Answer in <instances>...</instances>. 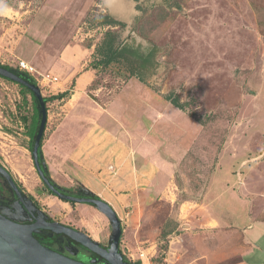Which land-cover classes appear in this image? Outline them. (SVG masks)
<instances>
[{"label":"rangeland","instance_id":"obj_1","mask_svg":"<svg viewBox=\"0 0 264 264\" xmlns=\"http://www.w3.org/2000/svg\"><path fill=\"white\" fill-rule=\"evenodd\" d=\"M110 1L117 12L103 0H0V64L19 68L23 61L43 97L67 93L45 104L41 149L50 177L66 190L111 202L128 258L144 252L153 264L242 261L237 250L249 245L240 227L251 203L260 211L264 206V0ZM105 13L122 25L101 24ZM107 32L120 48L118 60L105 64L96 47ZM67 57L73 63L65 68ZM135 65L147 72L145 83L130 75ZM168 92L181 109L165 100ZM124 98L127 127L119 116ZM31 113L19 86L0 78V166L42 219L108 245L113 231L105 214L44 187L29 150L28 122L21 119ZM165 157L169 165L162 164ZM158 180L160 194L151 186ZM230 190L243 199H231ZM0 200L6 202L1 213L22 217L12 196L0 194ZM207 201L218 210L228 202L236 206L244 217L238 230L218 221L201 227ZM170 215L180 227L164 236ZM255 225L245 232L256 243L245 261L264 264V223Z\"/></svg>","mask_w":264,"mask_h":264},{"label":"water","instance_id":"obj_2","mask_svg":"<svg viewBox=\"0 0 264 264\" xmlns=\"http://www.w3.org/2000/svg\"><path fill=\"white\" fill-rule=\"evenodd\" d=\"M103 1L111 9L110 12H117L110 0ZM118 11H120L119 8ZM0 75L25 85L33 92L40 105V119L33 139L31 155L35 169L45 186L60 199L93 204L107 216L113 226L112 245L110 248H106L93 240L86 232L59 221L36 217L34 220L20 222L0 212V264H88L40 243L33 235L36 230H48L63 234L98 255L108 264H128L122 260V256L117 250L122 229L120 220L112 206L100 197L74 196L60 191L40 168L37 152L46 122V109L38 85L28 82L22 76L1 65ZM0 172L6 176L12 189L17 191L16 183L2 166H0Z\"/></svg>","mask_w":264,"mask_h":264},{"label":"trees","instance_id":"obj_3","mask_svg":"<svg viewBox=\"0 0 264 264\" xmlns=\"http://www.w3.org/2000/svg\"><path fill=\"white\" fill-rule=\"evenodd\" d=\"M99 22L101 24H104V25H117V24L122 25L121 21H118L116 18H114L111 15H108L107 13H105V15L101 16V19H100ZM107 36L109 38L110 37L114 38V34L112 32H107L106 33V38H103L106 42L103 40V42L101 44L97 45V47H96L97 52L102 56L101 59H100V62L103 61L105 64L111 62L112 60H114V61L118 60L117 56L119 55V52L115 53L114 51H115V49L117 50V48H120L119 44L117 45V47H115L114 39H113V41H110V40H108L109 38H107ZM110 42H111V45H112V42H113V46L109 45ZM133 53H135V52H133ZM138 55L140 56V54H138ZM129 62H130V64H132L133 61L129 60ZM0 65L5 67V68H7L8 70H10V71H12L14 73H17L18 75L22 76L28 82L37 85L36 79L30 74V71L25 70V69H21L20 70L17 67L12 68V67H10L8 65H3V64H0ZM129 72H130V75L134 76L138 81H141L143 83L146 82L148 74L146 75L147 72L144 73L143 71H141L140 70V66L135 65L133 67V69H129ZM0 78L5 79L7 81H11V82L16 83L19 86V89H20L23 105H29L30 104L31 107H32V113H31L30 117H28L27 114H22L21 115V119L23 120V122L25 124H27V122H28L27 126H28V135H29V141H30L29 150H30V153H31L33 139H34L35 133L37 131V127H38L39 119H40V105H39L36 97L34 96L33 92L29 88H27L25 85H23L21 83H18V82H15V81H12V80H10V79H8L6 77H3L1 75H0ZM66 94H67L66 92H62V93H58L56 95H51V96H48V97H43L42 96V99H43L44 104H46L47 101H51V100H54V99H57V98L64 97ZM28 96L30 97V99H28ZM164 98L171 105H173V106H175L177 108H180V109L182 108V104L179 102L178 96L173 95L172 92L166 93L164 95ZM45 127H46V122H45V125H44L43 132L41 134L40 143H39V146H38V152H37L38 161H39L40 168L42 169L44 175L53 184H55L54 181L52 180V178L50 177L47 169H46V164H45V161H44L43 155H42L41 147H42V141H43V135H44ZM31 157H32V155H31ZM44 187L47 189V191L50 194H52V192H50L49 189L45 185H44ZM0 194L5 196V198H8L10 196H12V197L14 196V193L12 191V188H11L10 184L7 185L6 181L1 179V177H0ZM88 195L93 196V197H98L97 195H93V194H90V193ZM180 198H182V197H180ZM182 199H184V198H182ZM62 200L65 201V202H69L66 199H62ZM5 204H6L5 201L0 200V206H4ZM178 227H179L178 222L176 220H174V218L169 217L166 221L164 220V222L162 224L161 234H163L164 236H167L171 232L175 231ZM47 234H48V236H47ZM33 235L40 243H42L44 245H47V246H49V247H51V248H53V249H55V250H57L59 252H62V253L68 254V255H73L74 254V255H76L75 257L77 259H82V257L85 256L84 254L86 252V249L84 247L80 246L77 243L72 244L71 241L66 239L65 236L62 237L63 240H60L59 238H57V237H55L53 235H50L49 233H47L45 231H43V232L34 231ZM95 260H94V262H96L95 264H102L100 262L101 261L100 258L95 257ZM122 260L125 263H128V264H140L139 260L131 261L128 257H125V256L122 257Z\"/></svg>","mask_w":264,"mask_h":264},{"label":"crops","instance_id":"obj_4","mask_svg":"<svg viewBox=\"0 0 264 264\" xmlns=\"http://www.w3.org/2000/svg\"><path fill=\"white\" fill-rule=\"evenodd\" d=\"M23 42H25V41H23ZM74 50H76V49H74ZM72 51V50H71ZM74 52V51H73ZM74 56V55H73ZM72 57V56H71ZM71 57H67V58H64V60L63 61H65L64 62V64H63V66L62 67H67L68 65H69V63H73L72 62V60H71ZM117 106V105H116ZM119 107V106H118ZM126 107H127V100L124 98V100L121 102V104H120V109H119V116L121 115V118L122 119H124V124H125V126L124 127H127V126H131V125H128L129 123H128V121H126V119H129V112H127L126 111ZM115 112H117V111H115ZM154 118V117H153ZM149 119V118H148ZM126 122V123H125ZM151 122H152V120H151ZM46 125H47V117H46ZM175 145L176 144H174V147L170 144L169 146H168V148H171L172 150L173 149H175ZM164 159H168V157H165V158H163V162H162V164L163 165H169V161L167 162L166 160H164ZM176 163L174 162L173 163V165L172 166H174ZM259 165V164H258ZM261 169V168H260ZM259 169V170H260ZM174 171V170H173ZM259 173H260V171H258ZM213 178V177H212ZM252 178H253V176H252ZM255 179V178H254ZM162 179H160V181H161ZM212 180H214L215 182L213 183V185L212 186H217V180H215V179H212ZM240 181V180H239ZM256 181H259V179H257ZM151 186H154L155 187V189L157 190V193L156 194H158V192H159V194L161 193V187H160V183H159V180H158V182H155L154 181V184H152ZM215 187H214V191H215ZM231 189H233L232 187H231ZM243 190V189H242ZM211 193V192H210ZM217 193V192H216ZM218 193H220V194H223V193H225V192H223L222 191V188L220 189V191L218 192ZM98 195V194H97ZM216 195V194H215ZM227 196H229L231 199H233V200H235L236 202H237V200H238V198H240V199H243V197L241 196V194H239L238 192H235V191H233V192H231V190L230 191H228L227 192V194H226ZM100 198H102L100 195H98ZM241 196V197H240ZM116 198H118L117 196H116ZM214 197H212V199H213ZM103 200H105L106 202H108L111 206H112V208L114 209V211L116 212V214L118 215V213H117V211H116V209L114 208V206L111 204V202L110 201H108V200H106V199H104V198H102ZM210 199V198H209ZM212 199H210V201L212 200ZM215 200V199H214ZM147 201H148V203H150L151 202V199L149 200V199H147ZM183 201H185L184 199H182L181 200V202L180 203H182ZM194 201H197V202H199L200 200L198 199V198H196V200H194ZM228 202V201H227ZM254 202H255V199H254ZM179 203V204H180ZM205 203V202H204ZM207 204H208V206H206V207H209V210H208V218L207 217H205V223H201L202 224V226L201 227H205V228H214V226H213V224H215L217 221L220 223V224H222L223 223V225L222 226H224L225 228L227 227H230V225H234L233 227H235V228H237V230H238V223L240 222V219L242 220V221H244V217H240V214H239V210L237 209V207L236 206H233V204L230 202V204H231V206H228V205H226V204H228V203H226V204H221V206H222V209H220V210H218L217 208L215 209L214 207H212L210 204H209V201H207L206 202ZM226 205V206H225ZM225 206V207H224ZM234 207H236V208H234ZM251 208H253V209H251ZM257 209L259 210V212H257ZM261 211H260V206H255L254 205V203L252 204L251 203V206H249V209H248V215H247V217H248V223L246 224V225H244V227H240V230H241V232L243 231L244 233H242V235L244 236V238H245V240L243 241V242H245V243H247V245H249V248L246 250V251H240V250H237L239 253L238 254H240V257L239 258H243V260L242 261H239V262H237V263H235V264H249L248 262H246L245 261V258H247V257H251V254L254 252V250H255V248H256V243H254L253 241H252V239L251 238H248L247 236H245V232L247 231V229H252V228H254L256 225H255V222H256V224H257V229L259 228L258 227V225L259 224H262V223H264V217H261V218H256L255 216H258L259 217V215H258V213H260L261 212V214L264 216V206H262L261 207ZM235 210V211H234ZM252 210H253V214L251 213L252 212ZM222 213V215L221 216H219L218 214H221ZM204 216V215H203ZM261 216V215H260ZM170 217H172V215H170ZM172 218H174V220H176L177 221V216H173ZM178 222V221H177ZM234 222H237V223H234ZM262 222V223H261ZM178 224H179V222H178ZM240 224V223H239ZM179 227H180V224H179ZM214 230V229H213ZM226 230V232H228V231H233V230H230V229H225ZM220 232V237H221V241L222 242H227V241H225V240H227V239H225L226 237H224V230H221V231H219ZM219 233L217 232V233H215V236H217ZM239 245H236L235 246V248L236 247H238ZM235 252V251H234ZM233 252V253H234ZM235 254V253H234ZM236 254H237V252H236Z\"/></svg>","mask_w":264,"mask_h":264},{"label":"flooded vegetation","instance_id":"obj_5","mask_svg":"<svg viewBox=\"0 0 264 264\" xmlns=\"http://www.w3.org/2000/svg\"><path fill=\"white\" fill-rule=\"evenodd\" d=\"M41 179V178H40ZM53 180V179H52ZM42 181V180H41ZM43 182V181H42ZM55 183V182H54ZM10 184V183H9ZM44 184V183H43ZM45 185V184H44ZM11 186V185H10ZM16 186H17V191H15V190H13L12 189V191H13V193H14V196H13V198H14V201H15V203L17 204V205H19V207H20V209L22 210V212H21V216L22 217H20V218H18V219H14V220H17V221H20V222H27V221H30V220H34L36 217H38V218H41V216H39V214L37 213V211L35 210V208L33 207V205L30 203V205H29V203H28V201H27V197L25 196V194L21 191V189H19V187H18V185L16 184ZM54 186L56 187V188H58L60 191H62V192H64V193H68V194H71V195H74V196H90V195H88L87 193H81V192H79V191H71V190H66L65 188H63L62 186H60L59 184H57V183H55L54 184ZM12 188V187H11ZM50 191V190H49ZM18 192V193H17ZM51 192V191H50ZM93 195H97V194H93ZM98 196V195H97ZM99 197V196H98ZM59 198V197H58ZM67 201H69V202H72V203H75V202H77V201H70V200H67ZM118 216V215H117ZM45 220H53V219H51V218H49V217H47V218H44ZM120 220V219H119ZM110 221V220H109ZM110 223H111V221H110ZM121 223V222H120ZM69 226H71V227H73V228H76V229H79V228H77V227H75V226H72V225H69ZM111 227H112V231H113V226H112V223H111ZM121 229H122V225H121ZM80 230H82V229H80ZM36 231H41V232H43V231H45V232H47V233H49L50 235H53V236H55V237H57V238H59L60 240H63V236H65V235H63V234H59V233H53V232H50V231H48V230H36ZM121 234H122V232H121ZM47 236H48V234H47ZM111 236L113 237V235L111 234ZM50 237V236H49ZM66 237V239H68L69 241H71V243L72 244H75V243H77V242H75V241H73V240H71L70 238H68L67 236H65ZM112 237H110V240H111V243H109L108 245L106 244H100V245H102V246H104V247H106V248H110V246L112 245ZM77 244H79V243H77ZM80 245V244H79ZM81 246V245H80ZM73 247V246H72ZM83 247V246H82ZM85 248V247H84ZM86 249V248H85ZM118 251H119V253L121 254V256L122 257H124L125 255H124V253H122V250H121V248H120V243L118 244V249H117ZM65 254V253H64ZM66 255H68V254H66ZM85 256L84 257H82V259H78V260H80V261H83V262H85V263H88V264H95L96 262H94V260H95V257H98V258H100L98 255H96L95 253H93V252H91V251H89L88 249H86V252H85V254H84ZM69 256H72V257H74V258H76L75 256L76 255H69ZM126 257V256H125ZM77 259V258H76ZM101 259V263L102 264H108L106 261H104L102 258H100ZM96 261V260H95Z\"/></svg>","mask_w":264,"mask_h":264},{"label":"built area","instance_id":"obj_6","mask_svg":"<svg viewBox=\"0 0 264 264\" xmlns=\"http://www.w3.org/2000/svg\"><path fill=\"white\" fill-rule=\"evenodd\" d=\"M19 68L20 69H25L28 70V66L23 62L20 61L19 62ZM152 257H148V255L144 252H140L139 257L137 260L140 261V264H153V260L151 259ZM131 261H133L134 259L129 258Z\"/></svg>","mask_w":264,"mask_h":264}]
</instances>
